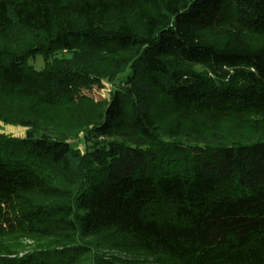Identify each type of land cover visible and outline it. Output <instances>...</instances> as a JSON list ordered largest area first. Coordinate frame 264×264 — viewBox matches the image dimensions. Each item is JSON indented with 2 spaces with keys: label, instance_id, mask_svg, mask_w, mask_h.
<instances>
[{
  "label": "trees",
  "instance_id": "1",
  "mask_svg": "<svg viewBox=\"0 0 264 264\" xmlns=\"http://www.w3.org/2000/svg\"><path fill=\"white\" fill-rule=\"evenodd\" d=\"M0 117V264H264V0H0Z\"/></svg>",
  "mask_w": 264,
  "mask_h": 264
},
{
  "label": "rangeland",
  "instance_id": "2",
  "mask_svg": "<svg viewBox=\"0 0 264 264\" xmlns=\"http://www.w3.org/2000/svg\"><path fill=\"white\" fill-rule=\"evenodd\" d=\"M26 42L27 40L24 34L19 29H13L10 32V38H9L10 48L15 49L16 51L21 50L25 46ZM42 62H43L42 58H38L36 60H31L29 64L35 65L37 69H42L41 67L44 66ZM195 69L197 71H202L199 66L196 67ZM102 86H103L102 88L89 86L84 88L81 91V93L93 97L96 102L104 101L108 99L114 87L107 82H104ZM0 118L3 119V117ZM1 130L2 133H5L7 135H12L15 137H24L27 131L26 128H23L21 125L17 124V122L12 121L11 118H9L8 123H1ZM78 136H83V132L79 133ZM68 142L74 144V139H69Z\"/></svg>",
  "mask_w": 264,
  "mask_h": 264
}]
</instances>
